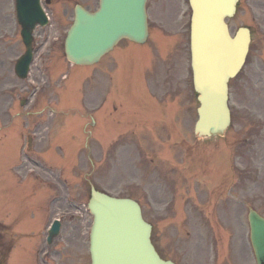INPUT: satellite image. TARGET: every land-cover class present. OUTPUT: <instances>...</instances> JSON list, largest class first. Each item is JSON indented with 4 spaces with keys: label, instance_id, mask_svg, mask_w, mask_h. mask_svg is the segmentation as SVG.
Instances as JSON below:
<instances>
[{
    "label": "rangeland",
    "instance_id": "1",
    "mask_svg": "<svg viewBox=\"0 0 264 264\" xmlns=\"http://www.w3.org/2000/svg\"><path fill=\"white\" fill-rule=\"evenodd\" d=\"M76 3L91 10L98 7V0H53L47 6L49 26L37 27L34 32L35 59L29 77L21 79L14 68L25 45L16 19L15 1L0 0V193L7 189L3 184L9 174L4 169L9 164L12 174L23 173L25 188L32 196H25L26 200L33 198L28 205L42 203L44 196L43 208L47 209L48 194L55 196L54 215L63 218L62 235L54 246L55 264H91L92 216L86 206L89 182L112 195L137 199L145 217L154 224L153 239L165 258L179 264H256L249 240L248 207L252 205L264 214V0L251 4L243 0L229 19L232 31L240 26L251 27L253 39L247 63L230 84L232 123L228 134L233 180L229 188L235 195L226 202L224 196L209 198L212 181L209 182L207 170L213 139H196L193 134L192 121L196 116L191 110L187 2L149 0L152 43L123 41L96 66H70L64 54V38L73 21ZM164 49L163 57L159 56ZM154 55L157 56L149 67ZM110 63L113 65L109 68ZM169 87L176 88L190 104L189 109L182 106L187 116L183 131L175 108L171 110L168 103L161 108L149 95L152 90L157 98L171 99L164 96L169 94ZM22 100L27 102L21 105ZM115 139L120 142L115 144ZM195 141L200 146V155L193 151V146L188 147ZM150 147L157 153L172 150L167 162L165 157L159 159L154 155V165L172 164L176 170L178 163L182 167V173L180 168V174L174 176L181 179L178 185V196L183 194L182 207L178 205L181 211L172 203L150 205L145 195L142 178L149 175V157L153 154ZM137 148L142 150L145 160H136ZM241 157L246 159V165L240 164ZM135 163L144 168V174L134 173ZM42 168L52 175L50 168L55 171L53 193L47 186L52 177L39 173ZM240 169L245 176L242 180ZM174 170L161 173L165 179L156 180L172 184ZM39 175L44 182L33 180ZM37 192L42 195L39 199L34 197ZM191 194L197 197L183 202ZM169 198L168 194L159 196L162 202ZM191 209L195 218L190 219ZM45 217V210H27L15 216L4 202L0 203V222L26 219L9 228V236L19 237L14 252L24 242L22 236L32 230L25 228L27 220H33L34 230L26 237L34 241L40 234L42 239ZM26 256L21 251L13 255L11 263L21 264Z\"/></svg>",
    "mask_w": 264,
    "mask_h": 264
},
{
    "label": "water",
    "instance_id": "2",
    "mask_svg": "<svg viewBox=\"0 0 264 264\" xmlns=\"http://www.w3.org/2000/svg\"><path fill=\"white\" fill-rule=\"evenodd\" d=\"M238 0H189L191 56L195 88L201 106L196 124L198 135H222L230 123L228 81L243 66L249 49L250 32L240 28L233 37L225 21L233 16ZM147 0H100L95 13L80 5L65 43L68 59L93 64L123 38L145 42L148 37ZM18 20L26 53L16 64V73L26 77L32 60L33 29L46 24L40 0H17ZM89 209L94 215L90 237L92 264H175L163 260L151 242V225L139 204L116 198L92 188ZM251 243L257 264H264V217L249 211ZM60 222L50 230L59 234Z\"/></svg>",
    "mask_w": 264,
    "mask_h": 264
},
{
    "label": "flooded vegetation",
    "instance_id": "3",
    "mask_svg": "<svg viewBox=\"0 0 264 264\" xmlns=\"http://www.w3.org/2000/svg\"><path fill=\"white\" fill-rule=\"evenodd\" d=\"M247 1H254V0H247ZM222 166V165H220ZM4 226V227H3ZM1 227L0 233V262L2 264H15L11 263V259H9V253L12 250V244L8 242L7 238V230L5 225ZM7 228L9 226L7 225ZM5 230V231H4ZM35 242H27L25 245L26 251V258L21 262V264H55V247L49 245L47 240L44 239L42 243ZM10 245H9V244ZM36 243V244H35Z\"/></svg>",
    "mask_w": 264,
    "mask_h": 264
}]
</instances>
